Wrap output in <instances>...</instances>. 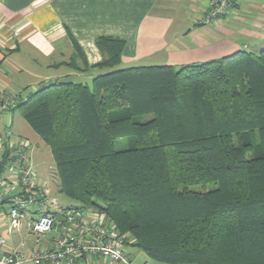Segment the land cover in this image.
<instances>
[{
  "label": "trees",
  "instance_id": "trees-1",
  "mask_svg": "<svg viewBox=\"0 0 264 264\" xmlns=\"http://www.w3.org/2000/svg\"><path fill=\"white\" fill-rule=\"evenodd\" d=\"M96 45L91 83H44L14 109L49 147L60 192L153 262L264 264V49L117 68L126 41Z\"/></svg>",
  "mask_w": 264,
  "mask_h": 264
},
{
  "label": "crops",
  "instance_id": "crops-1",
  "mask_svg": "<svg viewBox=\"0 0 264 264\" xmlns=\"http://www.w3.org/2000/svg\"><path fill=\"white\" fill-rule=\"evenodd\" d=\"M209 2L0 0V99L8 94L23 97L22 90L38 89L49 80L72 77L91 83L101 73L94 68L103 61L96 45L100 36L126 41L121 63L161 54L165 62L157 65L180 67L264 49V0H233L224 17L203 25ZM14 111L0 116L9 132ZM53 241L48 236L44 243ZM128 258L130 264H160L130 247ZM88 264L123 263L90 257Z\"/></svg>",
  "mask_w": 264,
  "mask_h": 264
},
{
  "label": "built area",
  "instance_id": "built-area-1",
  "mask_svg": "<svg viewBox=\"0 0 264 264\" xmlns=\"http://www.w3.org/2000/svg\"><path fill=\"white\" fill-rule=\"evenodd\" d=\"M232 2L210 0L201 24L224 17ZM18 99L3 96L0 115L14 110ZM33 148L11 145L0 134V264H88L90 257L130 264L127 236L105 214L61 206L52 197L49 182L40 178L33 164ZM21 236L36 241L29 247ZM48 236L54 239L50 245L44 243Z\"/></svg>",
  "mask_w": 264,
  "mask_h": 264
},
{
  "label": "rangeland",
  "instance_id": "rangeland-1",
  "mask_svg": "<svg viewBox=\"0 0 264 264\" xmlns=\"http://www.w3.org/2000/svg\"><path fill=\"white\" fill-rule=\"evenodd\" d=\"M217 20V19H214ZM213 20V21H214ZM166 57V56H165ZM162 62H165V59L163 55L159 54L157 56H154V58L150 57H144L141 59L135 60L133 63H121L117 68H129V67H140V66H153L157 64H164ZM100 72H104L103 70H99ZM98 73H95V76ZM48 82V81H47ZM34 89H25L22 90V95L24 97H27V95L30 92H33ZM24 92V94H23ZM12 95V94H8ZM5 96V95H4ZM19 100V99H18ZM17 100V102H18ZM1 114L0 116H2ZM3 117V116H2ZM0 117V134L3 138L7 140L8 137V143L13 145L15 143L20 144H29L31 146L35 145V148L32 150L33 154V164L36 166L37 171L39 172V176H42L44 178L48 177L49 179V185L52 189V197H55L58 199L61 206L65 207H78L80 206L77 202L74 200H71L67 198L65 195H63L60 192L59 188V178L56 173L55 169V163L53 160V157L51 155L49 147L36 135L34 132L29 128V126L26 124L24 119L22 118L21 112L16 109L14 111L13 117H14V123L13 128L11 129V133L9 134V129L6 128V121ZM38 144V147H36ZM25 239L28 246L34 245L36 241V237L30 236L25 238L24 236L20 237V239Z\"/></svg>",
  "mask_w": 264,
  "mask_h": 264
},
{
  "label": "water",
  "instance_id": "water-1",
  "mask_svg": "<svg viewBox=\"0 0 264 264\" xmlns=\"http://www.w3.org/2000/svg\"><path fill=\"white\" fill-rule=\"evenodd\" d=\"M56 82H57V80H49L46 84L43 85V87L47 88L49 86H52ZM59 83H61V84H71V83H73V78L72 77H68V78L60 79ZM39 90H42V89H39Z\"/></svg>",
  "mask_w": 264,
  "mask_h": 264
}]
</instances>
